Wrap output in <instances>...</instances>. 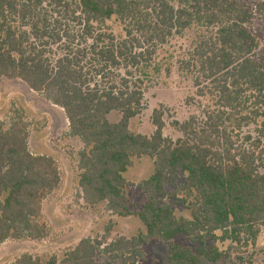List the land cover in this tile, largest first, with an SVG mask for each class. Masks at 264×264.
Instances as JSON below:
<instances>
[{"label":"trees","instance_id":"obj_1","mask_svg":"<svg viewBox=\"0 0 264 264\" xmlns=\"http://www.w3.org/2000/svg\"><path fill=\"white\" fill-rule=\"evenodd\" d=\"M44 4L48 7L44 8ZM253 9L241 0H0V79L19 80L62 110L77 153L78 197L101 203L117 217L135 216L136 235L81 239L61 260L28 254L12 264H139L150 242L167 246V264H216L254 247L264 227V149L260 140L235 146L223 126L224 110H247L244 124L264 117V62L254 58L255 36L246 28ZM114 18L122 35L104 30ZM80 28L79 42L69 25ZM194 31L180 68L198 97L214 100L201 126L174 122L181 137L163 136L162 111H153L150 136L132 133L129 122L142 110L144 81L159 71L156 51L174 36ZM60 55L51 60V48ZM115 112L116 122L107 116ZM27 123L0 121V243L43 240L42 202L60 184L55 161L27 147ZM264 136V122L258 131ZM249 139V138H247ZM249 141V140H247ZM149 157L152 173L136 185L123 174L133 159ZM145 197L133 210L125 188ZM188 211L177 218L172 206ZM178 236L195 250L175 243ZM230 243L219 251L217 242ZM207 243H210L209 245Z\"/></svg>","mask_w":264,"mask_h":264},{"label":"rangeland","instance_id":"obj_2","mask_svg":"<svg viewBox=\"0 0 264 264\" xmlns=\"http://www.w3.org/2000/svg\"><path fill=\"white\" fill-rule=\"evenodd\" d=\"M253 9L254 4L264 0H241ZM48 7L44 4V8ZM246 28L255 36L257 49L254 58L264 62V15L254 13ZM104 30L116 38L122 35L121 26L114 18L106 21ZM69 33L79 42L80 28L69 25ZM194 31H185L171 38L160 47L153 57L159 71L151 73L142 87V110L129 122L132 133L150 136L154 130L151 118L153 111H162L164 137L172 141L181 137L173 123H184L191 118L201 126L206 112L218 109L209 97H198L193 78L180 68V60L187 57L194 40ZM78 34V35H77ZM51 60L60 55V49L51 48ZM221 116L223 126L235 143V146L248 145L260 140L264 149V136H259V129L264 122L258 118L250 124H244L241 116L247 114L242 107L236 111L224 110ZM23 119L27 127V147L31 154L52 158L58 168L60 184L42 202V221L48 227V236L39 241L27 239L7 240L0 243V264H12L19 256L28 254L45 260L51 256L61 260L64 254L72 250L84 238L102 236L108 223L111 225V238H130L145 228L135 217H117L108 213L101 203L94 207L85 206L78 197L76 167L77 153L81 143L68 136V124L61 109L53 106L42 96L32 92L19 80L0 79V121L8 127L15 118ZM110 122H116L119 115L115 112L107 116ZM249 138V139H247ZM249 140V141H247ZM152 173V160L149 157L133 159L132 166L123 174L124 179L133 186L146 180ZM125 195L133 210H138L145 203V197L136 187L125 188ZM177 218L189 219L188 211L179 206H172ZM175 243L193 250L197 244L178 236ZM208 245L210 243H207ZM219 251H225L230 243L217 242ZM245 253H232L231 257L216 264H264V227L261 228L254 247L241 249ZM167 246L161 242H150L143 248V257L139 264H167ZM98 260V264H102ZM206 264V262H205Z\"/></svg>","mask_w":264,"mask_h":264},{"label":"crops","instance_id":"obj_3","mask_svg":"<svg viewBox=\"0 0 264 264\" xmlns=\"http://www.w3.org/2000/svg\"><path fill=\"white\" fill-rule=\"evenodd\" d=\"M61 111H62V110H61ZM62 113H63V112H62ZM64 117H65V116H64ZM65 119H66V118H65ZM66 121H67V120H66ZM67 124H68V123H67ZM81 147H82V146H81ZM81 147H80V149H81ZM80 149H79V150H80ZM41 156H42V155H41Z\"/></svg>","mask_w":264,"mask_h":264}]
</instances>
